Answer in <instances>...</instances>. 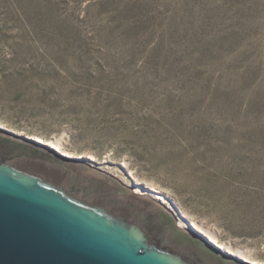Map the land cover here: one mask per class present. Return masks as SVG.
I'll return each mask as SVG.
<instances>
[{
    "label": "rangeland",
    "instance_id": "374dc122",
    "mask_svg": "<svg viewBox=\"0 0 264 264\" xmlns=\"http://www.w3.org/2000/svg\"><path fill=\"white\" fill-rule=\"evenodd\" d=\"M0 127L264 264V0H0Z\"/></svg>",
    "mask_w": 264,
    "mask_h": 264
},
{
    "label": "water",
    "instance_id": "95a60500",
    "mask_svg": "<svg viewBox=\"0 0 264 264\" xmlns=\"http://www.w3.org/2000/svg\"><path fill=\"white\" fill-rule=\"evenodd\" d=\"M70 159L0 127V264H250Z\"/></svg>",
    "mask_w": 264,
    "mask_h": 264
},
{
    "label": "bare ground",
    "instance_id": "6f19581e",
    "mask_svg": "<svg viewBox=\"0 0 264 264\" xmlns=\"http://www.w3.org/2000/svg\"><path fill=\"white\" fill-rule=\"evenodd\" d=\"M39 140L44 142L42 139H39ZM45 144L49 145L55 151L62 152V144L59 142H47ZM133 192L137 193L138 195L151 198L152 200L156 201L161 206L163 205V201L165 200L163 196L153 193L148 188L146 189V188H141L140 186H138L133 189ZM162 207L165 209L164 206ZM178 226L181 229L186 230V231H193V230L197 231L199 233L198 236H200L201 238L208 239L209 241L213 242L220 249L224 250L225 253L229 254L232 257H235V259H242L245 261L250 260L249 256L245 252L240 251L239 249H236L231 245H226L224 243H221L213 232L206 229L204 226L198 224L195 221H192L190 219H185L184 217H179Z\"/></svg>",
    "mask_w": 264,
    "mask_h": 264
}]
</instances>
